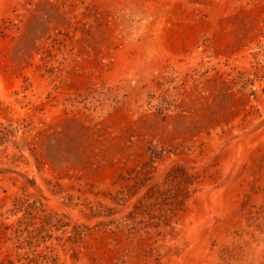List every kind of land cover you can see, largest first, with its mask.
Here are the masks:
<instances>
[{
  "label": "rangeland",
  "instance_id": "374dc122",
  "mask_svg": "<svg viewBox=\"0 0 264 264\" xmlns=\"http://www.w3.org/2000/svg\"><path fill=\"white\" fill-rule=\"evenodd\" d=\"M0 264H264V0H0Z\"/></svg>",
  "mask_w": 264,
  "mask_h": 264
}]
</instances>
